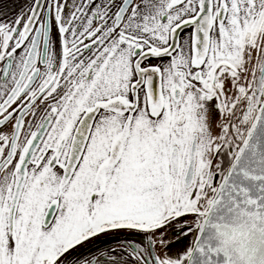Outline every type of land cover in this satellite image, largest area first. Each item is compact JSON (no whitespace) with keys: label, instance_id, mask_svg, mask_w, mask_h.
<instances>
[{"label":"snow or ice","instance_id":"6c2138e0","mask_svg":"<svg viewBox=\"0 0 264 264\" xmlns=\"http://www.w3.org/2000/svg\"><path fill=\"white\" fill-rule=\"evenodd\" d=\"M0 264H264V0H0Z\"/></svg>","mask_w":264,"mask_h":264}]
</instances>
